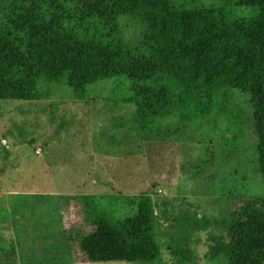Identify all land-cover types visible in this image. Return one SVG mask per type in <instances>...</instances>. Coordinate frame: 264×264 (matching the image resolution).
Masks as SVG:
<instances>
[{"label": "trees", "instance_id": "trees-1", "mask_svg": "<svg viewBox=\"0 0 264 264\" xmlns=\"http://www.w3.org/2000/svg\"><path fill=\"white\" fill-rule=\"evenodd\" d=\"M237 2L252 10V18L227 23L215 9L197 12L171 0H0V99L41 100L37 81L43 78L86 100L88 85L126 77L131 95L121 102L135 108L146 139L158 119L176 115L195 123L224 114L218 94L240 90L254 108L264 178V0ZM122 15L146 25L142 46L148 56L127 51L118 22ZM152 197V191L122 196L136 207L125 219L101 209L93 196L59 199L63 206L83 202L70 238L88 262L101 264L159 259ZM260 201L248 199L233 217L241 237L217 250L228 264H264V218L250 213ZM62 213L69 218L64 207ZM209 225L197 212L184 211L172 219L169 231H161L177 264H197L193 235Z\"/></svg>", "mask_w": 264, "mask_h": 264}, {"label": "rangeland", "instance_id": "rangeland-1", "mask_svg": "<svg viewBox=\"0 0 264 264\" xmlns=\"http://www.w3.org/2000/svg\"><path fill=\"white\" fill-rule=\"evenodd\" d=\"M171 1L176 7L197 12L215 9L227 23L249 20L253 14L250 8L238 6L237 0L229 5V0ZM118 22L127 51L148 56L142 46L146 33L144 22L128 15L119 16ZM204 56L209 55L204 53ZM223 64L216 65L213 71ZM37 83L43 96L41 100L0 99V264H18L16 244L8 235L10 228L5 213L6 202L13 198L31 217L32 228L42 230L38 226L40 216L36 209L46 206L43 199L49 204L48 198L93 196V202L101 209L112 210L125 219L134 215L136 207L121 197L152 191L162 246L159 259L101 264H177L168 249V238L161 235V231L168 230L172 219L184 211H195L199 217L212 220L206 230L193 235L191 247L197 264H228L224 254H218L217 250L241 237L239 224L234 220L241 213L239 208L248 199L260 198L259 203L252 205L250 213L264 218V178L249 94L223 89L218 94V104L224 114L195 123L183 121L176 115L158 119L156 126L164 131L158 134L152 130L145 139L135 124V108L121 102L131 95L128 78L115 77L88 85L85 101L66 85L48 83L43 78ZM152 138L179 143L182 149L185 146L184 156L167 151L163 161H168L170 168L183 172L185 190L191 196H220V204L217 206L215 201L205 199L203 212L199 213L182 195L170 200L168 190L157 187L158 183L152 178L157 162L151 155L152 144L146 141ZM124 149L126 156H123ZM118 158L127 160L129 169L139 164L142 170L143 166L146 185L140 183V187L127 189L115 179L116 173L103 172L111 160ZM130 174L128 172L124 183L129 187L142 178L135 175L134 180V175ZM87 192L90 195H80ZM64 202L59 200L57 205L50 206V209H59V216L56 215L52 223V227L57 228L54 235L45 237L37 231L28 238L29 242L26 241L30 258L51 252L64 256L73 264H84V255L70 238L81 220L83 202L74 200L63 206ZM63 207L69 214L68 219L62 213Z\"/></svg>", "mask_w": 264, "mask_h": 264}, {"label": "crops", "instance_id": "crops-1", "mask_svg": "<svg viewBox=\"0 0 264 264\" xmlns=\"http://www.w3.org/2000/svg\"><path fill=\"white\" fill-rule=\"evenodd\" d=\"M81 101H85V100H81ZM135 118H136V115H135ZM154 130L158 134L162 133V130L164 131V129L161 126H158V127L156 126ZM157 138L146 140L147 142L149 141V143L152 144L151 155L155 158V161L157 162V168H154L155 170V171L153 170L154 175H152L153 181L158 183L157 187H160L161 189L162 188L167 189L168 194H170L169 196L170 200L177 199L179 196L182 195L184 198L187 199L189 203L193 204L194 206L198 208L199 213L203 212L202 207H203V203L205 199L207 200L211 199L212 201H215L216 205L218 206V204H220V201H219L220 196L211 195L208 197H204V196L201 197L198 194L191 196V194L185 190L186 185L184 181H186L185 180L186 177L183 175V172L170 168L169 162L163 161L164 155L167 153V151H170V152L175 151L174 152L175 155L177 153L179 155L182 154L184 156V154L186 153L185 146L182 149L181 145L178 146L179 143L171 144L167 142H162L160 140L158 141ZM120 152L122 153L121 149H120ZM123 152H124L123 156H126L127 154L126 149H124ZM128 166L129 165H128L127 160L126 161L119 160L118 158L113 161L111 160V164L108 165L107 166L108 168L107 169L105 168L103 172L104 171L106 172L107 170H109V172L116 173L117 175L115 176V179L121 182L127 189L140 187L138 185L140 183L146 185L144 182L145 177H144L143 166H142V170L139 164H136L135 167L133 165V169H129ZM128 172L134 175V180H135V175L140 176L142 178H140L138 182L136 180L132 182V186L130 187L128 185L126 186V184L124 183L128 179V175H127ZM141 173H143V176H141ZM183 184L184 186H182ZM123 185H119V187L124 188ZM77 189H79V187H77ZM168 194H164V195L168 196ZM80 195H90V193L87 192V193H82ZM48 199H50L48 200L50 201L49 204L46 202L47 201L46 199H43L46 206L41 207L40 209H36L37 213L40 216L39 217L40 223H38V226L42 230H37L35 228H32L31 226L32 219L29 215H26V211L22 209L18 200L13 198L11 200H8V202H6V212L5 213H6V216L9 222V228H10L8 235L15 241V244H16L15 253H16V259H17L18 264H73L71 260L68 262V260L64 256H60L58 254L53 255L51 252H46L44 256L35 257L33 259L30 258V254H31L30 248L25 245L26 241L29 242L28 238L31 237V235L37 231H41L45 237L54 235V233L57 231V228L54 229L52 227L53 226L52 223L56 221V215L59 216V209L58 208L50 209V206H52L53 204L57 205L60 199L56 197L48 198ZM200 218H206L209 221H212L210 217L200 216ZM50 225L51 227L49 228ZM43 226L47 227V229H43ZM83 262L84 264H91L90 262L88 263L87 260H84Z\"/></svg>", "mask_w": 264, "mask_h": 264}]
</instances>
